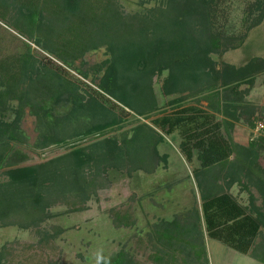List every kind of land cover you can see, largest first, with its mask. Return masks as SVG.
Returning <instances> with one entry per match:
<instances>
[{"label":"trees","instance_id":"16d2710c","mask_svg":"<svg viewBox=\"0 0 264 264\" xmlns=\"http://www.w3.org/2000/svg\"><path fill=\"white\" fill-rule=\"evenodd\" d=\"M151 1L127 14L119 0H0V21L27 38L23 51L0 56V226L37 225L62 199L84 209L111 169L155 171L168 159L159 145L177 133L187 161H199L193 174L202 204L151 226L150 258L210 264V238L264 263V203L251 194L245 205L230 191L251 184L264 197V134L233 137L238 121L253 131L264 120V106L245 98L264 75V57L239 66L215 59L246 39L221 20L226 0L141 4ZM243 12L248 32L264 21V0H247ZM101 47L108 56L88 65L85 54ZM26 112L35 117L34 149L68 150L26 163ZM131 116L135 125L113 132ZM128 219L116 213L117 224ZM4 258L0 250V264ZM99 264L140 263L123 247Z\"/></svg>","mask_w":264,"mask_h":264},{"label":"rangeland","instance_id":"374dc122","mask_svg":"<svg viewBox=\"0 0 264 264\" xmlns=\"http://www.w3.org/2000/svg\"><path fill=\"white\" fill-rule=\"evenodd\" d=\"M143 0H119L125 13L131 14L151 6L156 1L142 5ZM247 0H226L228 18L222 21L238 34H246L241 47L232 49L223 55H214L218 62L243 65L253 56L264 57V21L247 32L243 22V8ZM228 26V27H229ZM27 38L7 27L0 21V56H13L25 49ZM37 53H43L33 44ZM105 47L89 51L84 59L88 65L99 63L107 57ZM79 63V60L78 62ZM76 74L75 72H73ZM77 75V74H76ZM161 83V82H160ZM160 83L156 93L164 105L167 98L162 95ZM242 87H245L243 85ZM258 106H264V75H259L250 93L245 97ZM189 103H193L192 100ZM203 105H206L203 102ZM142 121H149L142 119ZM138 121L129 117L120 130L128 129ZM261 119L254 130H249L243 120L238 121L234 139L246 142L251 136L264 134ZM22 126L30 137V144L24 146L30 159L26 163H37L59 155L68 150V146L55 145L45 150H37L32 143L37 138L35 117L26 112ZM98 137H90L83 144ZM180 136H166V141L159 145L161 154L168 155L167 161H161L155 171L134 170L130 173L124 169H111L105 185L86 202L84 209L73 210L70 200H58L51 209L52 213L45 221L29 228L18 225L0 226V250L5 251L4 264H99L121 248L127 249L140 264H157L150 258L152 243L147 232L160 218L170 219L174 215H183L193 207L201 208L202 199L193 174L199 161L195 158L187 161L179 149ZM239 157V156H238ZM264 167V152L261 157ZM5 179V176L2 177ZM171 184V186H169ZM230 191L243 204L250 203L251 194L256 203L262 205L264 197L256 186L241 183L234 184ZM116 213L129 215L128 224H117ZM210 264H225L226 261L249 264L251 256L239 253L222 242L207 238ZM253 264V263H252ZM261 264V263H254Z\"/></svg>","mask_w":264,"mask_h":264},{"label":"crops","instance_id":"0c3cea01","mask_svg":"<svg viewBox=\"0 0 264 264\" xmlns=\"http://www.w3.org/2000/svg\"><path fill=\"white\" fill-rule=\"evenodd\" d=\"M233 250V249H232ZM250 256V255H249ZM252 258V260H251V262H249V264H254V263H261V264H264V263H262V262H259V261H257L256 259H254L253 257H251ZM246 263H248V262H245V264ZM225 264H231V262H229V261H226V263ZM233 264H238V262L236 263H233Z\"/></svg>","mask_w":264,"mask_h":264},{"label":"built area","instance_id":"2783aa9c","mask_svg":"<svg viewBox=\"0 0 264 264\" xmlns=\"http://www.w3.org/2000/svg\"><path fill=\"white\" fill-rule=\"evenodd\" d=\"M259 127L263 128L264 127V123H260Z\"/></svg>","mask_w":264,"mask_h":264}]
</instances>
